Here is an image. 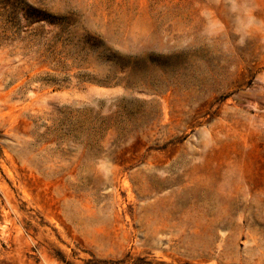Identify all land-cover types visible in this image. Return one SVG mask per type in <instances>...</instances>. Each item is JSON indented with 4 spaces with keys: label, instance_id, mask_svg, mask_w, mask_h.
<instances>
[{
    "label": "rangeland",
    "instance_id": "1",
    "mask_svg": "<svg viewBox=\"0 0 264 264\" xmlns=\"http://www.w3.org/2000/svg\"><path fill=\"white\" fill-rule=\"evenodd\" d=\"M0 264H264V0H0Z\"/></svg>",
    "mask_w": 264,
    "mask_h": 264
}]
</instances>
